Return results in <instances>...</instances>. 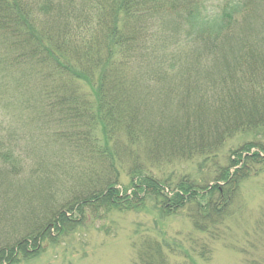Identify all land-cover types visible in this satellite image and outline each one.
I'll list each match as a JSON object with an SVG mask.
<instances>
[{
	"label": "trees",
	"instance_id": "16d2710c",
	"mask_svg": "<svg viewBox=\"0 0 264 264\" xmlns=\"http://www.w3.org/2000/svg\"><path fill=\"white\" fill-rule=\"evenodd\" d=\"M26 1L36 6L25 9L0 0V114L9 116L7 125H0L2 201L19 204L46 193L42 184L27 199L18 196L23 163L37 160L35 171L53 184L60 166L52 160L58 155L92 146L99 152L91 140L97 123L107 122L109 134L127 124L119 134L131 144L144 137L150 156L158 159L205 152L210 142L220 145L227 132L246 124L259 130L256 135L264 129V0ZM47 46L64 68L47 57ZM47 65L50 77L44 72ZM66 73L88 90L99 77L96 95L62 80ZM195 102L205 106L196 108ZM109 139L107 147L102 144L108 156H115L117 135ZM115 174L107 164L100 176L91 175L96 181L90 179L87 187L98 190L96 199L106 209L119 204L112 187L118 184ZM35 175L27 179L34 181ZM139 180L149 194L159 195L156 181L142 173ZM84 191L86 184L79 193L85 196ZM182 198L178 194L175 200ZM226 208L213 197L198 214L188 209L205 225ZM62 213L54 215L55 224ZM154 242L147 250L164 256ZM12 247L0 248V260Z\"/></svg>",
	"mask_w": 264,
	"mask_h": 264
},
{
	"label": "rangeland",
	"instance_id": "374dc122",
	"mask_svg": "<svg viewBox=\"0 0 264 264\" xmlns=\"http://www.w3.org/2000/svg\"><path fill=\"white\" fill-rule=\"evenodd\" d=\"M5 1L18 2L25 9L36 6L26 0ZM52 10L60 14L55 5ZM36 24L41 27L43 22ZM46 53L57 66H65L48 46ZM44 72L52 76L50 66ZM62 78L88 95L90 89L96 95L100 80L96 77L88 90L70 73ZM203 106L195 102L196 108ZM8 120L9 116L0 114V125L6 126ZM246 125L227 132L220 145L214 147L210 142L205 152L186 157L161 155L158 159L150 156L153 153L144 137L131 144L119 134L127 124L120 123V128L109 134L107 122L97 123L91 140L95 139L100 151L92 146L86 151L58 155L52 160L60 166L53 184L40 177L41 171H35L37 160L23 163L17 177L18 196L27 199L42 184L46 193L35 194L32 201L19 204L13 199H0V248L16 247L0 264H158L159 259L161 264L164 258L167 264H264V129L256 135L259 130ZM110 135L112 140L117 135L119 141L115 156H108L102 144L105 142L107 147ZM59 159L66 162L62 164ZM107 164L116 170L118 184L112 187L119 201L109 209L97 201L98 190L87 189L90 179L96 181L91 175L100 176ZM32 173H37L34 181L27 179ZM141 173L156 181L159 195L148 193L139 180ZM55 176L56 171L51 174ZM85 184L84 196L79 191L85 189ZM178 194L182 200H175ZM213 197L220 208H227L221 216L199 225L189 209L198 214L199 209H207ZM57 212H63L64 217L55 224ZM47 221L50 227H46ZM22 241L26 243L22 245ZM154 241L161 244L164 256L147 250ZM17 242L21 243L15 246Z\"/></svg>",
	"mask_w": 264,
	"mask_h": 264
}]
</instances>
